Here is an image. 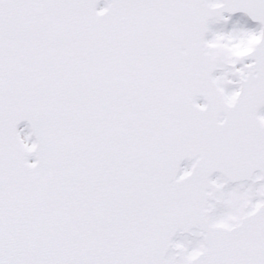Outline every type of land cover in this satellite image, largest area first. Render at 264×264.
<instances>
[{"label":"snow or ice","instance_id":"6c2138e0","mask_svg":"<svg viewBox=\"0 0 264 264\" xmlns=\"http://www.w3.org/2000/svg\"><path fill=\"white\" fill-rule=\"evenodd\" d=\"M0 264H264V0H0Z\"/></svg>","mask_w":264,"mask_h":264}]
</instances>
